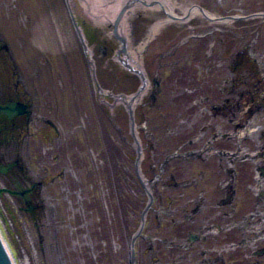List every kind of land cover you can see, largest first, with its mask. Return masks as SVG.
<instances>
[{"label": "rangeland", "instance_id": "374dc122", "mask_svg": "<svg viewBox=\"0 0 264 264\" xmlns=\"http://www.w3.org/2000/svg\"><path fill=\"white\" fill-rule=\"evenodd\" d=\"M174 1L180 16L182 8L195 6L216 17L261 16L227 24L195 16L168 23L151 38V28L166 18L163 11L144 7L126 15L130 47L145 45L142 65L151 87L157 73L163 79L158 101L151 99L150 87L135 108L148 181L154 144L164 154L162 162L176 151L182 154L188 140L205 138L203 127L212 113L202 99L223 97L220 87L230 76V64L239 59L236 52H244L240 60L253 59L246 66L254 71L256 60L264 65V0ZM69 6L91 53L75 32ZM113 29L112 23L95 20L81 0H0V40L13 59L7 65L0 59V87L19 82L21 90L25 85L30 89L35 116L21 131V140L27 136L21 156L47 185L40 221H31L14 198L0 196V233L16 264H131V241L148 195L135 173L129 112L116 99L134 95L141 81L117 58L120 42ZM259 92L263 104L264 91ZM259 116L254 126L264 121ZM181 159L171 165L182 171ZM156 226L151 210L144 237L137 241V264H150L145 237Z\"/></svg>", "mask_w": 264, "mask_h": 264}, {"label": "flooded vegetation", "instance_id": "af4514ba", "mask_svg": "<svg viewBox=\"0 0 264 264\" xmlns=\"http://www.w3.org/2000/svg\"><path fill=\"white\" fill-rule=\"evenodd\" d=\"M243 54L236 52L239 59L228 67L230 76L220 87L223 97L202 99L212 113V120L203 127L205 138L188 140L182 154L176 151L162 162L164 154L153 145L147 172L152 176L148 186L157 203L151 210L158 226L145 237L150 264H264V121L254 126L255 117H264V103L258 99L259 91H264V65L256 60L254 71L246 66L253 59L240 60ZM9 57L12 59L0 40V59L7 65ZM162 81L157 73L150 86L155 103ZM20 87L19 82L0 87V103L26 104L28 115L8 121L30 122L35 116L31 92L27 85L23 90ZM4 118L0 117L1 123ZM20 136L21 131L1 138L2 186L10 190L7 195L19 202L31 221H40L45 218L47 185L24 164L21 151L27 136L25 140ZM178 158L185 165L182 171L171 165Z\"/></svg>", "mask_w": 264, "mask_h": 264}, {"label": "bare ground", "instance_id": "6f19581e", "mask_svg": "<svg viewBox=\"0 0 264 264\" xmlns=\"http://www.w3.org/2000/svg\"><path fill=\"white\" fill-rule=\"evenodd\" d=\"M83 3V6L88 11V13L98 22L104 23H113L117 14L121 10L123 6L126 4H130L131 8L129 9L127 15L130 17L132 14L135 13L136 10L141 8L149 7L153 10L157 11H163L166 14V18L159 20L150 30L149 37L155 36L156 33L159 32V30L165 26L166 24L174 21H188L195 16H203L205 17L209 22L216 23V24H227L232 21V19H222L220 17H216L206 11L201 10L199 7L195 6L192 8H182L179 9L182 10L183 16H180L177 14L176 9L178 7V3L174 0H81ZM113 5L112 7H107L109 5ZM104 7H107L105 10H103ZM124 20L123 26L121 27L123 32H126V23L128 22V18ZM86 44V43H85ZM144 45V44H143ZM144 46L131 48L129 45V52H128V58H126V61L129 62V64L133 68H137L139 70H143V49ZM91 53V51H90ZM127 56V54H126ZM94 68V67H93ZM144 71V70H143ZM150 87L149 82L147 81L146 88L148 89ZM103 93V92H102ZM143 97V94H141L138 97H135L134 100L131 99V97H117V101H131L134 104L133 106H136L139 101H141ZM137 132V130H136Z\"/></svg>", "mask_w": 264, "mask_h": 264}, {"label": "water", "instance_id": "95a60500", "mask_svg": "<svg viewBox=\"0 0 264 264\" xmlns=\"http://www.w3.org/2000/svg\"><path fill=\"white\" fill-rule=\"evenodd\" d=\"M130 4L123 7V9L121 10L120 14L118 15L117 19L115 20V23H114V27H115V34L116 36L121 40L122 42V49L120 51L119 54L121 53H124L126 54L127 53V40L124 36H120L119 35V30H120V27H121V22L124 18V15L125 13L127 12V10L130 8ZM259 15V14H258ZM258 15H254V16H258ZM235 19V18H234ZM74 25H75V28L79 34V37L81 38L82 42H84V37L82 35V31L81 29L79 28L78 24L76 21H74ZM128 67L130 68V70L132 72H135L137 74H139L142 78V81H143V85L141 86L139 92L132 97V100L135 99V97H138L145 89V82H146V77L145 75L141 72V71H137L135 69H133L131 66L128 65ZM94 76H95V73H94ZM95 81L98 83L96 77H95ZM99 90L101 91V88H99ZM132 100L131 102H128V106H129V109H130V115H131V121H132V130L134 132V129H135V119H134V112H133V107H132ZM26 113H29V111L27 110V106L24 105V104H21V103H16V104H9V105H6V106H3L0 104V116L1 114H5L8 118L12 119L14 116H17V115H22V114H26ZM134 138H135V141L137 143V160H136V164H135V169H136V174L139 178V180L141 181V183L143 184V186H145V181L143 180V177H142V174H141V169H140V163H141V159H142V148H141V144L134 132ZM3 171V170H2ZM7 190L6 189H0V194L6 192ZM152 203H153V196L149 193V203L147 205V207L145 208L143 214H142V226H141V229L139 231V233L137 235H139L141 233V230L143 229V226H144V222H145V218L152 206ZM137 238V236L135 237V239ZM134 239V241H135ZM134 251H132V254H133ZM134 262V254H133V261ZM0 264H14V260L12 258V255L8 249V246L7 244L5 243V241L3 240L1 234H0Z\"/></svg>", "mask_w": 264, "mask_h": 264}, {"label": "trees", "instance_id": "16d2710c", "mask_svg": "<svg viewBox=\"0 0 264 264\" xmlns=\"http://www.w3.org/2000/svg\"><path fill=\"white\" fill-rule=\"evenodd\" d=\"M2 123L0 122V141L1 138H6L7 136H11L13 134H16L17 131L21 128H24V122H17V121H8L7 118L2 119Z\"/></svg>", "mask_w": 264, "mask_h": 264}]
</instances>
